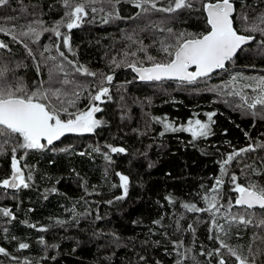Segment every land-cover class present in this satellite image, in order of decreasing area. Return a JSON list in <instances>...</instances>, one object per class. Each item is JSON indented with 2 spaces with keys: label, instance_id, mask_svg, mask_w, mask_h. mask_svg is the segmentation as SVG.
<instances>
[{
  "label": "trees",
  "instance_id": "obj_1",
  "mask_svg": "<svg viewBox=\"0 0 264 264\" xmlns=\"http://www.w3.org/2000/svg\"><path fill=\"white\" fill-rule=\"evenodd\" d=\"M234 2L236 16L244 11L254 19L264 13V0ZM166 3L167 0H162L158 7ZM93 6L98 11L93 13L89 7L79 28L70 32L60 29L70 35L72 51L52 32H42L39 40L19 36L21 30H27L21 26L35 19L43 20L46 27L61 20L66 11L62 0H9L8 5L0 7V26H15L18 36L14 41L11 35L0 32V41L7 44L6 48H0V67L6 65L10 70L6 80L11 85L22 83L29 91L41 85L48 87L49 69L56 63L48 57L56 56L67 66L56 51L57 44L69 60L98 74L113 76L111 83L104 85L110 89L112 99L104 98L102 104L96 102L103 110L95 114L102 124L94 132L67 136L44 150L18 149L15 153L25 175L31 171L33 180L28 188H0V207L11 209L15 216L11 219L0 215V247L8 253L0 254V264H175L178 257L172 241L177 240L184 243L181 252L190 249L184 264H218L220 257L215 249L220 243L216 236L238 248L244 256L249 255V245L264 248L259 240L253 241L254 235L264 236V228L255 223L229 224L225 219L228 204L215 214L227 235L212 228L211 212H189L183 207L187 203L207 208L203 197L215 194L211 190L217 178L224 181L218 195L222 205L230 199L234 204L237 195L232 191V174L242 185L250 180L264 184V148L241 153L221 172V163L229 154L248 145L264 144V119L251 114L264 108L259 105L249 109L251 87H242L254 83L248 78L264 77V35L243 31L237 19L235 27L241 34L255 39L228 62L225 70L191 84L140 81L127 63L140 60L144 66H150L149 62L144 60L143 52L127 58L124 52L136 51L142 41L149 54L163 60L158 41L164 40L168 33L160 28H171L174 33H201L206 27L202 9L144 13L129 0H120L114 7L102 2ZM101 8L104 11H99ZM110 12H118L119 18L109 16ZM106 16L108 22L104 23ZM113 58L126 62L116 67ZM59 77L63 79V73ZM70 78L86 90L76 89L81 95L76 108L69 110H86L89 92L95 93L102 77L73 73ZM232 91H240L248 101L229 94ZM213 112L214 123L206 115ZM153 117H167L176 127L199 119L210 124L211 134L195 141L185 131H169L160 136L163 125ZM3 140L0 137V144ZM107 145L124 147L126 153H110ZM13 146L10 141L0 149V181L11 177ZM97 147L99 152L94 151ZM82 152L84 155H80ZM105 153L111 156V161L105 159ZM117 172L129 177L128 195L122 201L115 199L123 194ZM53 188L55 192L51 191ZM110 200L113 203L109 204ZM248 211L255 214L254 220L264 218V210ZM231 212L245 214L239 206L232 207ZM157 220L160 224L154 223ZM41 228L47 230H38ZM20 243L29 247L20 249ZM220 254L227 264H237L226 248H221ZM262 262L264 255L257 258V264Z\"/></svg>",
  "mask_w": 264,
  "mask_h": 264
},
{
  "label": "snow or ice",
  "instance_id": "obj_2",
  "mask_svg": "<svg viewBox=\"0 0 264 264\" xmlns=\"http://www.w3.org/2000/svg\"><path fill=\"white\" fill-rule=\"evenodd\" d=\"M98 2L114 7L115 4L120 3V0H79V2H76V0H62L66 11L61 20L55 22L52 27H46L43 20L35 19L28 25L21 26L22 29L26 27L27 30H21L19 36H32L36 40H39L42 32H52L58 40L62 38L64 47L72 51L70 35L62 33L60 29L63 27L70 32L72 29L79 28L88 15L87 10L89 7H91L93 13L98 11L93 6ZM129 2L144 13L150 11L176 13L183 9L194 11H201L202 9L206 25L205 30L201 33H174L171 28H160L161 32L166 31L168 33V36L164 40L158 41V51L162 52L165 56L163 60H158L155 56L149 54L148 47L144 46L142 41L136 51H125L123 54L125 58L128 56L135 57L137 56V52L144 53V60L149 62L150 66H144V61L140 60H133L127 63V67L137 73L139 79L142 81L178 80L191 84L200 78L210 77L218 69H225L226 63L233 60L238 50L255 39L254 36L241 34L240 29L235 27L237 19L243 25V31L260 32L264 35V13H259L254 19H250L244 11L236 16L234 15L236 13L234 0H167L166 6L162 7H158V4H161L162 0H129ZM8 4L9 0H0V7ZM196 4H199L200 7H195ZM23 10L27 11L26 9ZM99 11H104V9L101 8ZM108 15H115V18H119L118 12H110ZM7 19L14 18L9 17ZM103 22H108L107 16ZM0 32L11 35L14 41L18 39L15 26L12 28L0 26ZM128 39L131 40L132 37H128ZM6 47L7 44L0 41V48ZM45 51H49V49L45 48ZM56 51L59 57L63 58L66 62V65L70 67L58 61L56 56H49L48 59L56 63L49 69V79L46 82L48 87L46 88L41 85L35 91H29L22 83L13 86L6 80V76L10 70L6 65L0 67V137L4 138L3 144H7L10 141L14 142V146L11 149V177L0 181V188H28L30 186L29 181L33 180L31 171L26 176L24 169L20 167V160L15 155L18 149L44 150L48 145H53L54 141L59 140L66 133H92L102 124V121L97 119L95 114L101 112L103 109L96 102L102 104L105 102L104 98L109 101L112 99L110 89L104 85L105 83L110 84L113 76L104 75L103 73L98 74L90 71L83 65H78L76 62L69 60L65 56V53L60 51V44L56 45ZM29 55H32L30 49ZM125 62L126 60L117 62L115 58L112 60V63L116 67H120ZM60 73H63V79L59 77ZM73 73L90 77H97L98 75L102 77L95 93L89 92L88 99L90 103L86 110H69L70 108H76L77 101L80 98L81 92L76 89L86 90L83 85L77 84L75 80L70 78ZM248 79H252L254 83H246L242 87H251L254 92L258 91L259 94L251 98L252 102L248 103L247 107L249 109H256L257 105H260L264 108V77ZM232 80L236 81L237 77L233 76ZM56 85L59 86L57 87ZM69 85L72 87L69 88ZM229 94L240 96L245 102L249 99L247 96L242 95L240 91H232ZM215 114L214 112L206 114L209 122L214 123L212 117ZM251 114L264 119V111L259 113L252 112ZM153 119L163 125L164 131L160 132V136L165 135L169 131H185L191 133L192 140L195 141L197 138L207 137L211 134L210 124L204 123L199 119H190L187 122V126L181 125L180 127H176L173 123L168 122L167 117H153ZM42 141L46 143H42ZM3 144H0V149L3 148ZM257 147L264 148V144L256 146L248 145L246 148L229 154L221 163V172H225L226 166L241 153L255 152ZM107 148L110 153H126L124 147L107 145ZM60 150L67 151V149ZM94 151L99 152L100 149L97 147ZM80 155H84V153L82 152ZM105 159L111 161V156L105 153ZM152 166V164H149V167ZM246 167L252 168L251 165H246ZM252 171L255 172L256 170L252 168ZM116 175L119 177L120 183L118 186L122 189L123 194L115 197V199L122 201L128 195L129 177L119 172ZM237 179L235 174L231 175V181L234 184L232 191L237 193V195L234 204L231 199L228 201V206L225 208V219L228 220L229 224L231 222H239L244 225L255 223L257 227L264 228V218L254 220L255 214L248 211L255 208L264 210V184H258L250 180L246 185H242L237 182ZM223 183V179L217 178L216 186L211 190L215 194L203 197L208 205L207 208L201 209L195 204L187 203L183 207L189 212H211L213 214L212 228L219 229L227 235L224 225L219 224L215 218V214L225 207L218 200L219 186H222ZM116 186L113 185V187ZM51 191L55 192L56 189L53 188ZM166 199L170 203L173 202L171 197H166ZM108 203L111 204L113 201L110 200ZM235 206L243 208L245 214H233L231 209ZM0 215L15 219L11 209L8 208L0 207ZM58 223L62 222L58 221ZM154 223L160 224V221L157 220ZM32 227H35V225H32ZM188 227L191 228L192 226L189 225ZM212 228H210V232ZM38 230L46 231L47 229L41 228ZM177 230H180L179 221H177ZM212 238L210 235L209 239ZM216 239L220 243V247L215 249L216 254L220 257L218 264H227L226 259L220 254L221 248H226L228 254L235 258L237 264H257V258L264 255V248H254L252 245H249V255L244 256L238 248L228 245L220 236H216ZM257 240L260 241L261 245H264V236L254 235L253 241ZM41 242H43L42 238ZM172 243L178 257L175 264H184V260L188 258L186 253L190 249L181 252L180 249L184 248L183 241L177 240L172 241ZM28 247L27 243L19 244L20 249ZM0 254L8 255L3 247H0ZM141 259L143 260L144 257H141Z\"/></svg>",
  "mask_w": 264,
  "mask_h": 264
},
{
  "label": "water",
  "instance_id": "obj_3",
  "mask_svg": "<svg viewBox=\"0 0 264 264\" xmlns=\"http://www.w3.org/2000/svg\"><path fill=\"white\" fill-rule=\"evenodd\" d=\"M251 41H252V40H251ZM251 41H250V42H251ZM250 42H249V43H250ZM247 44H248V43H247ZM247 44H245V45H247ZM245 45H243V46L241 47V49H242ZM241 49H240V50H241ZM240 50H238V52L236 53V55L239 53ZM236 55H235V56H236ZM235 56H234V57H235ZM227 64H228V62L226 63V66H227ZM146 67H147V66H146ZM225 68H226V67H225ZM190 70H192V69H190ZM221 70H224V69H218V70H216L215 72H213V73L211 74V76L214 75L215 73L221 71ZM134 73H135V72H134ZM135 75L138 77L137 73H135ZM138 79H139V77H138ZM139 80H140V79H139ZM140 81H142V80H140ZM162 81H164V80H162ZM168 81H178V80H168ZM70 135H76V133H66V134H65L64 136H62L59 140L54 141V143H57V142L61 141L63 138H65V137H67V136H70ZM44 142H45V141H42V143H44ZM54 143H53V144H54ZM11 190H15V189H11ZM255 209H259V208H255ZM41 264H42V263H41Z\"/></svg>",
  "mask_w": 264,
  "mask_h": 264
},
{
  "label": "rangeland",
  "instance_id": "obj_4",
  "mask_svg": "<svg viewBox=\"0 0 264 264\" xmlns=\"http://www.w3.org/2000/svg\"><path fill=\"white\" fill-rule=\"evenodd\" d=\"M227 66H228V64H227ZM227 66H226V68H227ZM226 68H225V69H226ZM225 69H224V70H225ZM258 94H259L258 91L254 92L253 89L251 88V90H250V94H249V95H250V99H251L252 97L258 95ZM251 102H252V100H251ZM257 106H259V105H257ZM227 204H228V203H224V206H227Z\"/></svg>",
  "mask_w": 264,
  "mask_h": 264
}]
</instances>
